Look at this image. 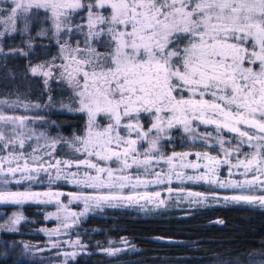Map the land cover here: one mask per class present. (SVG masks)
Wrapping results in <instances>:
<instances>
[{"label": "snow or ice", "instance_id": "6c2138e0", "mask_svg": "<svg viewBox=\"0 0 264 264\" xmlns=\"http://www.w3.org/2000/svg\"><path fill=\"white\" fill-rule=\"evenodd\" d=\"M41 9L51 22L61 63L53 57L30 71L52 78L58 70L74 97L75 107H65L83 114L85 127L71 139L49 137L28 127L29 117L0 111V149L7 151L0 156V205L55 204L56 212L44 218L59 225L41 229L49 238L69 235L64 230L93 208L152 203L160 192L136 189L170 184L173 176L238 190L224 195L225 202L264 207V0H11L8 10L0 9V23L15 32L17 20L23 19L26 32L30 14ZM77 32L84 36L83 47L61 35ZM37 35L48 32L41 29ZM0 105L16 106L7 100ZM144 118L150 120L147 128ZM200 125L212 131L199 132ZM174 128L217 155L208 150L165 155L161 141L170 140ZM33 139L36 145L29 144L27 151ZM61 143L71 150V158L53 156ZM190 155L195 162L187 160ZM161 161L168 165L166 176L153 171ZM221 168L228 177L242 179L221 178ZM41 173L49 185L64 180L94 194L33 190V183L44 182ZM25 183L27 187H9ZM64 195L67 204L60 200ZM187 195L195 198L193 203L207 199L202 193ZM219 198L212 193L213 200ZM79 201L83 210H70L68 205ZM164 203L159 199L157 206ZM25 219L15 211L0 229L15 232ZM49 245L37 251L85 247L79 239H50ZM103 251L116 255L120 249ZM55 254L74 259L77 252Z\"/></svg>", "mask_w": 264, "mask_h": 264}, {"label": "trees", "instance_id": "16d2710c", "mask_svg": "<svg viewBox=\"0 0 264 264\" xmlns=\"http://www.w3.org/2000/svg\"><path fill=\"white\" fill-rule=\"evenodd\" d=\"M34 13L30 14L26 32L24 21L18 20L17 30L1 40L4 54L0 56V99L40 104L44 127L69 139L73 133L82 134L85 118L80 113L55 111L74 100L57 71L47 84L30 71L53 57L57 58L55 63H60L51 22L43 12ZM41 29L48 35H37ZM61 35L73 45L79 40L83 47V34ZM55 157L71 158L63 143L57 146ZM192 190L221 193L211 185L194 186ZM43 209L39 204L24 205L27 221L15 232L0 231V264H264V207L260 206L219 203L191 208L168 204L144 210L125 205L103 207L68 230L71 241L79 239L85 246L71 247L77 252L74 259L57 256L56 249L37 251L46 246L40 229L52 225L44 219ZM2 210L4 215L10 213L9 207ZM25 244L31 247L25 249ZM109 248L120 251L108 255L103 249Z\"/></svg>", "mask_w": 264, "mask_h": 264}, {"label": "rangeland", "instance_id": "374dc122", "mask_svg": "<svg viewBox=\"0 0 264 264\" xmlns=\"http://www.w3.org/2000/svg\"><path fill=\"white\" fill-rule=\"evenodd\" d=\"M10 4H11V0H0V9L8 10ZM37 11H40V12L44 13V10H42V9L41 10H33V12H37ZM2 15L3 14H0V16H2ZM18 20H23V19H18ZM18 20H17V22H18ZM11 32L12 31L8 30V26L7 25H5L4 23H0V33H4V35H0V56L4 54L3 48L1 46V40L3 39L4 36L9 35ZM59 61H60V59H59ZM60 63H61V61H60ZM55 71L58 72V70H54V74H55ZM35 76H39L43 81H45V79H48V80L51 79V78H46L43 75H35ZM72 96H73V94H72ZM0 100H5V99H0ZM7 101L9 103H15L16 106L15 107H8L7 105H0V111H3L6 115H19V116L29 117V120L27 122L28 127L34 129L37 133L44 132L49 137H57L56 133L54 131H52L50 129L47 130L44 127V123H43L44 119L42 118V115H41V113H43L44 110H43V107L40 104L24 103V102H20V101H17V100H10V101L7 100ZM37 105H38V107H37ZM25 106H27V107H25ZM65 106L75 107L74 100L70 101ZM65 106H63V105L58 106L57 108H55L56 109L55 111L64 112V113H73V112L68 111V108L65 107ZM46 110H47V108H46ZM74 113H76V112H74ZM69 139H71V138H69ZM36 143L37 142L35 141V139H33L31 141H28L27 144H26V150L27 151H31V148H29L28 145L30 144L32 146H35ZM40 143L43 144V140H41ZM64 146L66 147V150L69 152V155L72 157L71 150L67 147V145L64 144ZM43 151H44V149L41 150V154H43ZM6 154H7L6 150L0 149V156L6 155ZM55 154H56V150L53 153V156H55ZM45 159H48V157H45ZM191 161L195 162L196 161V157H194V159L191 160ZM157 165L158 164H154L153 171L160 172L162 176H166V174L169 172L168 165H166V164H162L161 166H159V165L157 166ZM72 170L74 171L75 169H72ZM202 170L203 169H201V171ZM133 171H135V170H133ZM177 171H183L186 175L195 174V170H193V169H179V168H177ZM221 174H223V176ZM220 175H221V178H225V179H228V178H231V179H242V177H240L238 175L234 176V177H228V173H227V169L226 168H224V169L221 168ZM142 178L152 179V180L155 179L154 176H147V177L142 176ZM40 179L43 180L44 182L43 183H33L31 185L33 190H36V187H37V188H44V189H40V190L38 189L36 191H45V190H48L49 188H51V190H53V191H59V192H63V193H77V192L83 191L86 194H88V193L94 194V190H92V189H84L82 187H78V186H76L74 184L68 183V182H66L64 180L56 181L54 184L49 185L48 182H47L48 181V177L44 173L40 174ZM185 183H193V182H190V181H187V180H184L182 182L180 180H177L175 178V176H173L172 177V182L170 184L167 183V181H166L163 184H150L147 188L140 187V188L136 189V191H139L141 193H143L145 191L150 192V193L158 191V192H160L161 195H160L159 198H157L156 201H154L152 203H146L145 201L141 200L139 204H132V205L135 206V207H140V209L144 210V208L146 209L147 207H151L153 205H157V201L159 199H163L165 201V203L163 205H160L161 207L165 206L166 204H171L172 202H171L170 196L174 197L175 196L174 194H176L175 193L176 190H178L179 188L173 189L174 191L172 193L168 192V188L173 186V185L182 187L183 184H185ZM200 183H202V182H200ZM194 184H196V183H194ZM205 185H208V184H205ZM27 186H28L27 183H25L24 185H9V187H11V188H23V187H27ZM58 186H62L63 189L59 188ZM216 188H218V187H216ZM218 189L220 190L221 193H217V196L220 197L217 200H220V201H223V202H225L222 199V197L224 195H231V194H233V192L238 191V190H233V189H222V188H218ZM124 192L125 193L129 192V189H124ZM189 192H194V191H186L185 192V191H181V189H180L179 191H177V194H179V195H177V197H175L173 199V201L176 202L177 204H188V205H193V206H205V205L214 203L216 201V200H213L212 197H209V195H206L207 199L204 201V203H202V204L193 203L192 201L195 198L194 197H188L187 194ZM222 192L225 193V194H223ZM194 193H197V192H194ZM60 200L63 203L67 204L68 200H69V197L67 195L61 196ZM141 205H143V206H141ZM43 206H44V209L42 210L43 211V217H45V215L47 213H49V212H53V213L56 212V205L55 204H47V205H43ZM5 207H9L10 208V213L8 215H4L3 214L4 210H2V209H4ZM68 207L72 211L80 212V211L83 210V202L82 201L73 202L72 204H69ZM103 207H107V205H103V206H101L99 208H93L85 216L90 215V214H94L96 212H99L100 210H102ZM0 211H2V212H0V224H2V223H4L7 220V218L9 216L12 215L13 212L22 211V208H18L17 206H11V205H0ZM22 213H23V211H22ZM85 216H83V217H85ZM83 217H81V218H83ZM26 221H27V218L24 221H22L17 226V228L19 229V227L22 224H24ZM46 221L47 222H51L52 225L47 227V228H45V229L55 228L60 223L58 220H55V219H49V220H46ZM41 229H40V232H42ZM68 230L69 229L64 230V231L68 232ZM0 231H5L6 232V230H4V229H0ZM42 234L45 237V244H46V246H44L43 249H48L50 247V245H49V240L50 239H52V240H57L58 239L60 241H65V240H70L71 241V238H69L68 235H60L58 237L49 238L46 235L45 232H42ZM57 251H60V252H65V251L72 252V251H76V250L71 249V247H69L68 245H63Z\"/></svg>", "mask_w": 264, "mask_h": 264}, {"label": "flooded vegetation", "instance_id": "af4514ba", "mask_svg": "<svg viewBox=\"0 0 264 264\" xmlns=\"http://www.w3.org/2000/svg\"><path fill=\"white\" fill-rule=\"evenodd\" d=\"M141 122L144 124L145 128H147L150 125V120L147 119V118L142 119ZM198 131L199 132L212 131V129L210 127L206 128L204 125H200L199 128H198ZM169 135L171 136L170 140L161 141V145H162L163 152H164L165 155H171L173 151L178 152V153H182V152L195 153V152L204 151V150H208L210 152V154H212V155H217L216 151H214L211 148L206 149V147L203 146L199 140L193 142L189 138L188 134L184 133L181 128L172 129L170 131ZM226 135H228V134H226ZM145 147H146V145H145ZM245 150L247 151V149H245ZM194 157H195L194 155H190V156L187 157V160L191 161V160L194 159ZM58 159H61V158H58ZM162 164H165V163L163 161H161L158 165L161 166ZM221 175L223 176V174H221ZM200 185H203L204 187H208L209 186V185H205V183H203V182L202 183H196V184H194V183H185V184H183L182 187H179V186H176V185L171 186L172 189H177V188H179V189L176 190V192H175L176 194H174L175 195L174 197L170 196L171 202H172V203L171 202L170 203L177 205V203L174 202L173 199L175 197H177V195H179V194H177V191H179L180 189H181V191H185V192L186 191H193L192 189H193L194 186H200ZM214 188L219 190L216 187H214ZM203 194L209 195V197H212V193L204 192ZM157 203H158V201H157ZM219 203H231V202H223V201H220V200H216L214 203H211V204H208V205H205V206H210L212 204H219ZM123 205L128 206V207L133 206V205H127V204H123ZM166 205H168V204H166ZM184 205L188 206V208L199 207V206H193V205H188V204H184ZM153 206L161 207V206H157V205H153ZM165 206H163V207H165ZM133 207H135V206H133ZM201 207H203V206H201Z\"/></svg>", "mask_w": 264, "mask_h": 264}]
</instances>
